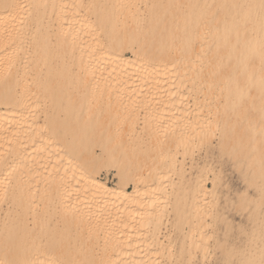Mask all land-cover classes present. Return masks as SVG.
<instances>
[{"label": "bare ground", "instance_id": "1", "mask_svg": "<svg viewBox=\"0 0 264 264\" xmlns=\"http://www.w3.org/2000/svg\"><path fill=\"white\" fill-rule=\"evenodd\" d=\"M189 97L193 113L184 105ZM135 105L171 116L173 133L155 134L159 116L153 120L150 111L133 137ZM124 132L133 137L124 147L143 141L142 132L140 144L162 151V163L147 171L124 164L119 181H130L132 190L116 191L95 174L104 160H117L111 137ZM214 141L255 193L243 187L233 206L241 216L252 210L248 244L223 248L221 257L225 264H262L264 0H0V264L151 262L139 251L135 226L151 227L157 244L164 211L157 189L182 171L170 148L186 157L190 147L200 151ZM140 148L134 161L149 156ZM214 176L211 188L196 187L188 216L172 203L178 221L195 219L194 249L214 235L202 233L206 207L214 210L212 223L222 221ZM166 191L165 198L174 192ZM97 200L116 206L85 202ZM110 214L117 233L100 223Z\"/></svg>", "mask_w": 264, "mask_h": 264}, {"label": "rangeland", "instance_id": "2", "mask_svg": "<svg viewBox=\"0 0 264 264\" xmlns=\"http://www.w3.org/2000/svg\"><path fill=\"white\" fill-rule=\"evenodd\" d=\"M127 56L130 57L129 54H127ZM190 98L191 97H189V99ZM186 100H188V98ZM186 100H184V102H186ZM190 101L193 102V100L190 99L188 101V103L190 105L185 103L184 104L185 107L189 106L188 108H190L191 104H193V103H190ZM186 105H188V106H186ZM135 106L136 107L134 109L135 110L134 112H136V114H138L137 115L138 118L134 120L136 122H133L131 120V123H129L130 127H131V125L133 123H136V124L132 125L133 137L135 136V138H136L137 137L136 133L137 134L140 133L138 131L142 130V125L143 124H141V123H142L144 117L148 116L149 114L152 115L153 120H155L159 116L158 117L159 119L158 118L157 119L162 121V123H163V124H161V122L160 121L158 122V120L156 119L157 120L156 122L158 124L157 123H155V124L158 125L157 126L158 129L154 125L155 128H153V130H154L155 134L158 133V132L159 133L161 132L162 134L163 133L164 134L161 135V133H160V134H157V135L158 136L159 135L164 136L165 133H166V135L169 134L170 132L173 133L172 130L170 129V127H169V125L172 122L171 121V119H172L171 116H169L167 114V116L164 115V116L161 117L159 114H156L155 111H154V114H153V110L151 111L150 108H146V107L137 108V105H135ZM183 106L181 108H185ZM156 107H157V105H156ZM191 108H193V107L191 106ZM191 108L189 109V110H191L190 113H193L194 108L193 109H191ZM137 109H139V110H137ZM137 112H139V113H137ZM126 113L127 112H125L124 115H127ZM193 117H194V115L193 116H192V114L189 115L188 116V118H189L188 121L189 122L193 121L192 120ZM124 120H126V119L124 118ZM165 121H166V123H169V122L170 123L169 124H165ZM123 122H126V121H123ZM187 124H190V123H187ZM162 125H164L165 127L162 126ZM122 126L123 125H121L120 127H122ZM166 128H167V130H165ZM165 131H168V132H165ZM177 133H179V131ZM127 134H128V137H127ZM130 134L131 133H126L125 134V132H124L121 135H118V134H117V136L115 135L116 137L115 136L114 137L116 139L114 137H111V138H113V139H111L113 147L115 145L114 148H120V150H118V152H117V156H116L117 160L111 159L112 162L109 161L110 159L108 161L104 160V163H102L103 164L102 167H100L98 169V171L96 172V174H95L101 182L106 183L109 187L114 188L116 191H120V188H122L124 186L129 191L132 190V186H131L130 181H127L126 183H121L119 181V177H120L119 175L120 174L118 175V173H120V172H118V171H120V169L123 168L124 164H127V165H129V164H133L134 165L135 164V166L137 164L136 167H138V169H142L143 170V168H144V170H146V169L147 170L148 169L151 170L153 165H155L156 167H159L161 165V163H162V161L158 162L160 157H161L162 151L152 150L153 147L151 145H149L150 146L149 147L147 144H143V145L140 144V141L142 143L145 140V136L142 134V132H141L140 135H142L141 137L143 138V141H142V139L140 140V139L137 138L139 140V142L132 144V147H131V145H127L128 147L127 146L124 147V145H126L128 143V142H126V140L129 141V138L132 137V134L131 135ZM113 140H114V142H113ZM123 141L126 142V143L123 144ZM122 144H123V146H122ZM213 145L211 147L210 146L209 147H205L204 148L205 150L202 149L200 151L197 148H195V150L193 151L194 148L189 146L190 147V152H189L190 154L186 155V157L182 156V150H180V148H178V149L177 148H174V149L170 148V152H169L170 155L171 156L174 155L175 156V160L177 159L176 160V164H177L176 167L180 166V164H181L182 165V168H181L182 171H181V174H180L181 176L178 174L180 177H178V175H177L178 172L175 173V175L172 174V173L171 174L169 173V175L167 177V182H166L165 187L163 185V187L167 190L166 192H168V191L171 192L172 190L174 191L173 193L172 192L169 193V194L166 193L168 195L171 194V196H169L170 198L168 197L169 199L165 198V193L164 192L161 193V191L164 188H162V190H161V188H159L160 191L157 189L158 194L160 193V195L163 196L162 201L160 203L161 204L160 206H162L163 209H164V211L162 212V215H161L160 223H159V230L160 229L161 230L159 231V234H158V238L159 239H156L157 241L159 240L157 242V244L154 241L155 238H153V236H152L153 233L151 234V232H152L151 231V229H152L151 227L150 228H146V227L144 228V227L135 226L136 231L139 230L138 232H139V234H141V236L138 235V237L140 239V242H141V244L139 243L140 244L139 247L141 248V249L139 248V251L142 250V248H144L141 251L143 253L142 255H144V256L145 255L146 256L149 255V257L151 258L150 259L151 262H148L147 264H157V263L158 264H225L226 261L223 260L222 257H221V251L223 250V248H229V247H231V245L239 248L242 243L248 244V240H250L253 227H252V224L250 222V220L252 218H248L247 215L250 216V214H252V210L250 209V207H248L247 210L244 212V214H242V216H241L240 215L241 213L237 212L236 210H234L233 206L239 207V205L237 203H235V202H238L237 199H238V197H241L240 195H242V194H240V193H241V191L244 188L247 189L248 193L251 194L252 197H253V194H255V193H253V189L251 191L250 190L251 188L250 189L246 188V185H245V183H243L242 178L240 176V171H239L240 169L238 170L239 171V174H238L237 169L233 166V163H234L233 160L231 162L230 158L228 159V157L226 155H220V153L218 154L219 150H217L218 148L215 147V145H216L215 141H214ZM139 146L140 147L142 146V147L140 148ZM113 147H111V149ZM122 147H123V149H122ZM134 147H136V148H134ZM138 147L140 149H142V150H145L146 147H147L146 148L147 150L149 148V151H148L149 152L148 153L149 156L148 157L146 156L147 159H146V157L140 156L134 161L133 154L135 153V150L136 151L139 150ZM143 147H145V148L143 149ZM125 149H127V150H125ZM95 150L97 152H99V149L97 147H95ZM123 150H124V154L126 156L128 154V157L131 158V159L129 158L130 160L123 154V152H122ZM204 151H207V153L204 152ZM179 153H181V154H179ZM136 154H137V152H136ZM155 156H156V158H155ZM137 161H138V163H137ZM125 162H127V163H125ZM128 162H129V164H128ZM141 162H142V165H141ZM145 162H147V163H145ZM138 164H140V166ZM146 171H145V173H146ZM142 173H144V172L142 171ZM214 175L216 177H218L217 180L219 181L218 182L219 186H217V189L215 190V193H216L215 197H214V195L212 197L214 198L213 200H218V202H217L218 204L216 205L215 209H216V214L218 213L220 215V217H221L220 221L221 220L222 221L219 222V220H217V223L213 222L214 223V225H213V223H212L213 216H211V212H212V215H213L214 214V210L213 211L207 210L206 206H208V205L204 204L203 207L204 208L206 207V210H205L206 215H205V213L203 214L204 215L203 218L205 220V221L204 220L203 221L205 223V227L204 228L206 230L204 231V228H203L202 229L203 230L202 233H203L205 238H206V236L207 237L211 236V238H207L206 241L203 242V244H199V246H197V248L194 249L195 247H192L189 244V241H191V239H192L191 237H193L192 235L197 236V233L196 234L192 233V231H193L192 228H193V225L195 223V221H194L195 219L191 218L192 217L191 216L190 218L192 220L191 219L189 220V218H188L187 220H185L184 222L181 223L180 221H178L176 219V216H174L175 213H174V209L172 210V208H173V205L178 200L181 203V205H182V211L185 213V216H188L189 215V211H190V209H191V207L193 205V199L192 198H193V195L196 193V187L198 186L199 183H203L204 182L205 185H208V187L211 188L212 187L211 186V181H209V179L211 180V178H213L212 176H214ZM3 180L4 181H1V184L3 182V184H2L3 186L7 185V183L9 182V179L7 178L6 181H5V179H3ZM38 180H36L35 183L33 182V184L31 183V185L36 187L37 183L40 184V181H38ZM148 180H150V179H148ZM155 182L156 181H154V179H151L150 181H148V184L149 185L155 184ZM170 186H171L172 190L170 189ZM184 188H186V189L184 190ZM155 192H153V194L154 195H158L157 192H156V194H155ZM177 192H178L179 195L177 194ZM242 192H244V190ZM173 194L174 195H178V196L175 197ZM175 198H177V199H175ZM167 199L170 200V201H166ZM206 199L207 198H205V201H206ZM174 200H176V202ZM88 201H90V200H88ZM85 202H86V205H88V206L89 205L91 207L94 206L93 209L94 208L97 209V206L100 203L98 200L95 201V203H94V201H91V203L87 202V201H85ZM85 202H83V203H85ZM96 202H98V203H96ZM229 202L232 203L231 204L232 208H228V207L231 206ZM87 203H90V204H87ZM110 203H113V202H110ZM110 203H100V205L102 204L101 206H103V204H105L104 205L105 207L103 206L104 210H105L106 207L107 208H112V207H108V206H113V205L116 206V203H114V204H110ZM172 203H173V205H172ZM233 204H235V205H233ZM100 205L98 206V209L99 208L103 209ZM106 205H108V206H106ZM107 208H106V210H107ZM141 214L143 215L144 213L142 212ZM141 214L139 213V217H142ZM110 216H111V214L109 216H104L103 219H102L104 221H101V218L100 219L97 218L96 222L97 223H98V221H101L100 223L105 222L104 224H105V226H107V227H104L105 229L108 228L109 232H116L117 233V229H115L116 228L115 219L113 220V218L112 217L110 218ZM230 216H232V217H230ZM210 217H211L212 220L210 219ZM140 219H141V222H142L144 217H142ZM254 219H256V218H254ZM257 219L262 220V216L258 217ZM109 220H110V222H109ZM240 220L243 221V222H241ZM131 221H133V220H131ZM111 226L113 228H111ZM135 228L133 229L134 231H135ZM114 229H115V231H114ZM118 231H119V229H118ZM125 231H127V230H125ZM128 231H129V229H128ZM145 232H147V233H145ZM213 232H214V235L211 234L209 236V234L213 233ZM144 233L146 235H144ZM142 235L145 236V237H143ZM140 237H142V238H140ZM198 237L199 236H197V238ZM142 239H144V241L147 242V243L144 244L145 242ZM142 241H143V244H142ZM161 242H162V244H161ZM159 244H161V245H159ZM188 244L190 245L191 249H189ZM200 245H203V247L200 246ZM199 249H201V251H199ZM153 255H154V257H153Z\"/></svg>", "mask_w": 264, "mask_h": 264}, {"label": "snow or ice", "instance_id": "3", "mask_svg": "<svg viewBox=\"0 0 264 264\" xmlns=\"http://www.w3.org/2000/svg\"><path fill=\"white\" fill-rule=\"evenodd\" d=\"M262 264H264V262H262Z\"/></svg>", "mask_w": 264, "mask_h": 264}]
</instances>
